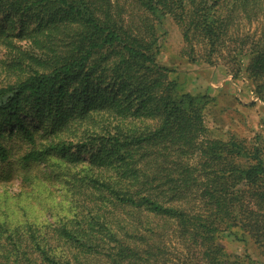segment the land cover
I'll return each mask as SVG.
<instances>
[{"label": "trees", "instance_id": "trees-1", "mask_svg": "<svg viewBox=\"0 0 264 264\" xmlns=\"http://www.w3.org/2000/svg\"><path fill=\"white\" fill-rule=\"evenodd\" d=\"M167 21L264 104V0H0V164L19 136L63 192L0 222V264H259L230 238L264 258V143L212 136L215 99L157 62Z\"/></svg>", "mask_w": 264, "mask_h": 264}, {"label": "rangeland", "instance_id": "rangeland-1", "mask_svg": "<svg viewBox=\"0 0 264 264\" xmlns=\"http://www.w3.org/2000/svg\"><path fill=\"white\" fill-rule=\"evenodd\" d=\"M164 29L157 62L172 71L170 79L179 84L181 92L215 99L216 106L212 104L205 113L212 136L226 138L232 135L249 141L258 138L264 143V104L255 98L250 84L234 81L220 63L209 66L183 58L178 29L171 21L165 23ZM2 59L3 51L0 48ZM39 142L37 140L36 144ZM7 146L9 159L0 164V222L16 225L25 220H48L50 207H46V202L53 201L60 205L62 186L53 180L51 170L43 164L23 165L22 157L29 151V146L19 136L8 142ZM51 180L53 182L49 185L48 181ZM45 184L46 187H43ZM48 194L51 201L47 200ZM220 244L230 254H248L252 260L264 264V258L251 243L244 247L230 238L223 239Z\"/></svg>", "mask_w": 264, "mask_h": 264}]
</instances>
